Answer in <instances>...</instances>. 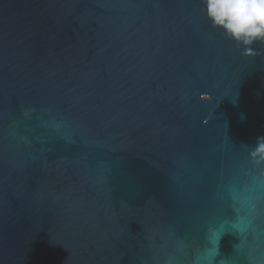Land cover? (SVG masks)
<instances>
[{
	"label": "water",
	"instance_id": "water-1",
	"mask_svg": "<svg viewBox=\"0 0 264 264\" xmlns=\"http://www.w3.org/2000/svg\"><path fill=\"white\" fill-rule=\"evenodd\" d=\"M0 264H264V40L206 0H0Z\"/></svg>",
	"mask_w": 264,
	"mask_h": 264
},
{
	"label": "clouds",
	"instance_id": "clouds-1",
	"mask_svg": "<svg viewBox=\"0 0 264 264\" xmlns=\"http://www.w3.org/2000/svg\"><path fill=\"white\" fill-rule=\"evenodd\" d=\"M206 13L232 39L264 40V0H206Z\"/></svg>",
	"mask_w": 264,
	"mask_h": 264
}]
</instances>
